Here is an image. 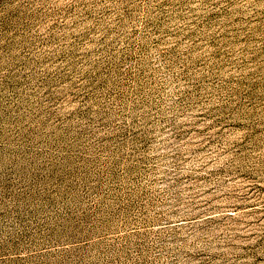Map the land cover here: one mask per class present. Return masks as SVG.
<instances>
[{
  "label": "rangeland",
  "instance_id": "374dc122",
  "mask_svg": "<svg viewBox=\"0 0 264 264\" xmlns=\"http://www.w3.org/2000/svg\"><path fill=\"white\" fill-rule=\"evenodd\" d=\"M0 264H264V0H0Z\"/></svg>",
  "mask_w": 264,
  "mask_h": 264
}]
</instances>
